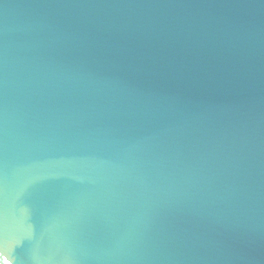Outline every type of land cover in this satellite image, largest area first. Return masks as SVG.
<instances>
[{
	"label": "water",
	"instance_id": "95a60500",
	"mask_svg": "<svg viewBox=\"0 0 264 264\" xmlns=\"http://www.w3.org/2000/svg\"><path fill=\"white\" fill-rule=\"evenodd\" d=\"M0 264H264V0H0Z\"/></svg>",
	"mask_w": 264,
	"mask_h": 264
}]
</instances>
